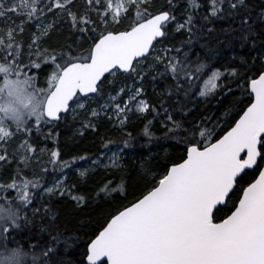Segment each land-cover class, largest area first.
I'll return each mask as SVG.
<instances>
[{
  "label": "snow or ice",
  "instance_id": "6c2138e0",
  "mask_svg": "<svg viewBox=\"0 0 264 264\" xmlns=\"http://www.w3.org/2000/svg\"><path fill=\"white\" fill-rule=\"evenodd\" d=\"M179 6L177 0L159 5L156 0H0V169L8 173L0 182V192L6 194L0 198V241L7 247L9 236L30 226L37 239L29 248L31 264H264V39L259 46L256 40L264 36V9L257 33L247 0H186L178 18ZM219 20L232 22L224 31L241 48L247 44L249 55L240 56L238 63L234 56L223 71L208 73L209 65L199 54L195 62L189 52L181 55L174 34L204 33ZM57 25L69 27L75 47L46 46ZM214 31L207 28L205 36ZM46 70L48 86L41 88L39 77ZM221 78H226L223 85ZM157 80L172 81L170 94L174 90L188 96L195 88L193 95L200 97L215 95L218 89L231 94L234 84L251 102L216 139V125L208 127L210 118L189 120L191 110L179 101L177 106L162 104V113L150 108L142 96L146 85ZM70 101L83 114L81 133L98 127L93 120L107 117L123 124L133 108L140 114L151 110L161 119L165 137L185 149L180 162L164 165L163 172L141 166L142 179L151 186L106 217L83 252L76 251L74 237L59 229L50 202L35 207L31 218L27 214L41 194L49 201L67 194L77 204L87 203L67 185L65 169L76 158L71 163L60 159L58 147L49 151L50 171L44 167L43 175L33 173V178L25 171L36 153L32 141L44 127V139L58 141L60 123L75 111ZM177 113H182L179 119ZM151 123L143 133L149 140ZM124 146L130 147V141ZM111 166L119 169L116 153ZM246 170L258 175L246 181ZM87 173L84 169L78 174L86 178ZM242 181L246 186L237 194ZM117 190L123 191V183L99 189L105 195ZM9 192L15 196L7 198ZM222 208L227 211L215 222ZM21 248L11 249L9 259L17 264Z\"/></svg>",
  "mask_w": 264,
  "mask_h": 264
},
{
  "label": "trees",
  "instance_id": "16d2710c",
  "mask_svg": "<svg viewBox=\"0 0 264 264\" xmlns=\"http://www.w3.org/2000/svg\"><path fill=\"white\" fill-rule=\"evenodd\" d=\"M156 2L158 5L166 4L167 0H156ZM177 2L180 5L176 10V15L179 18L186 0H177ZM247 3L254 21L253 29L259 33L262 28L259 13L264 9V0H247ZM196 19L199 21L198 16ZM230 24L232 22L229 20H219L215 24H208L207 28H214L215 31L207 37L205 36L207 28L204 33L197 31L191 37L187 31L175 33L173 43L176 47L182 49L181 55L184 51L189 52L190 59L193 62L197 60V54H199L201 60L206 61L209 65L208 73L213 69L223 71L225 66L233 63L234 56L237 58L235 62L238 63L240 56L249 55L247 44L244 48H241L240 41L233 39L232 34L224 31ZM232 26L235 27L234 24ZM196 27L199 29V23ZM123 28L124 25H121L120 30H123ZM75 39L67 25L62 27L57 25L56 29L47 38L46 46L59 50L61 45L73 44ZM261 39H264V36L257 35V46H259ZM87 46V44L84 45L85 48ZM73 47H75V44H73ZM46 73L47 70L40 74L38 86L41 88L48 86ZM206 78L207 76H205ZM198 83H203V81H198ZM219 83L221 85L226 83V78H221ZM171 84V80H157L154 85H146V92L142 98L150 105V108L155 107L161 113L163 112L162 104L163 107L177 106V101H179L180 104H185L187 109L191 110L192 116L188 117L189 120L193 117H209L211 123L208 124V127L211 128L216 125L214 133L216 139L234 125L235 120L239 118L238 114H242V110L251 102V97L247 93L242 94L234 84L232 85L231 94H227V89H224V92L218 89L215 95H209L208 97L193 95V92L196 91L195 88L188 96H185L183 92L177 95L174 90L170 94L168 89ZM91 106L95 107L96 105L92 103ZM181 114L177 113L176 118L179 119ZM81 120H83L81 110L75 109V111L69 112L57 129L59 136L58 141L55 143L51 139H44L43 133L48 131V128L44 127L42 133L38 134L39 139L32 141L36 153L32 160V167L25 170L29 178H33V173L35 177L42 176L44 167H47L50 171L52 165L48 162L49 151L57 147L61 153L60 159L71 163L72 158H76L75 162L71 163L70 168L65 169L67 185L72 189L74 195L86 197L87 203L77 204L67 194L63 198L53 197L49 201L46 195L41 194L37 196L35 204L27 209V214L31 218L35 207L50 202L53 211L57 214L56 222L59 229L65 235L74 237L79 245L76 249L77 252L85 250L86 241L89 238H94V233H98L100 226L105 223L106 217L110 218V214H116L124 206L135 202L144 193L146 186H151L146 180L142 179L140 168L142 165L151 167L154 173H160L163 172L164 165L170 166L172 162H180V156L185 151L182 143L177 146V141L174 138L165 137L166 129L162 126L161 119L156 112L151 110L140 114L136 113L133 108L121 128L117 126L116 120L109 121L105 117L102 120L92 121L98 125L95 130L83 129L81 133V131H78L81 127ZM149 121L152 122L150 125L151 140L143 134ZM21 139L23 137L15 140L13 147ZM109 141L112 143L108 144V147H104V144ZM124 141H130V147H125ZM113 148H121L125 156L123 165L119 169L97 168L88 172L86 178H79L73 172L75 168L90 163L93 158ZM9 151L11 152L12 148H9ZM7 175L8 173L0 169V182ZM257 175L258 172H248L245 180L250 182ZM134 178L142 181L137 184V182H133ZM109 183L112 188H118L123 183V191H113L110 195H105V193L99 191ZM241 186H246V184L242 181L237 186V194H239ZM5 195V193L0 192V198L5 197ZM14 196L15 192L7 194V198ZM233 200H235V195L228 201L229 208H231ZM0 202L3 201L0 200ZM226 211L227 209L222 208L220 212L216 213L217 219L215 222H219V218L223 217ZM0 243L2 245L1 250H9L10 252L11 249L22 246L21 253L22 255L25 254L26 258L23 261H18V264H31L32 254L29 252V248L31 244L37 243V239L30 226L16 230L14 236H9L6 241L7 247L3 245L5 241H0ZM9 264H17V262L14 261Z\"/></svg>",
  "mask_w": 264,
  "mask_h": 264
},
{
  "label": "rangeland",
  "instance_id": "374dc122",
  "mask_svg": "<svg viewBox=\"0 0 264 264\" xmlns=\"http://www.w3.org/2000/svg\"><path fill=\"white\" fill-rule=\"evenodd\" d=\"M51 19V18H50ZM17 23H19V21H17ZM33 29H34V26H33ZM155 54V53H154ZM110 79H111V77H110ZM143 99V98H142ZM96 107V106H95ZM72 108L75 110V109H77L76 108V105L74 104L73 106H72ZM115 120V119H114ZM116 123H117V126L118 127H122L123 125H124V123L123 124H121L119 121H116ZM20 142H18V144H19ZM17 144V145H18ZM113 153H116L118 156H119V168L123 165V161L125 160V156H124V153H123V150L121 149V148H113V149H111V150H109V151H106V152H104V153H101L100 155H98L97 157H95V158H93L92 160H91V162L90 163H85V164H83V165H81L80 167H77V168H75L74 170H73V172H75L76 173V175L79 177V178H81L80 176H79V170H84V169H87L88 170V172H90V171H93V170H95V169H97V168H99V169H117V168H113L112 166H111V160H112V158H113ZM93 161H96V163L95 164H93ZM145 165V164H144ZM107 166V167H106ZM16 168V165L15 164H13L12 165V169H15ZM141 168V167H140ZM159 178V177H158ZM157 178V179H158ZM142 180L140 179H137V178H134L133 179V182H137V184H138V182H141ZM2 247V245H1V243H0V248ZM10 256H11V252L9 251V250H7V251H3V250H1L0 249V264H9V263H13L14 261H12V260H10L9 258H10ZM26 258V256H25V254L24 255H21L20 257H19V262L20 261H23L24 259Z\"/></svg>",
  "mask_w": 264,
  "mask_h": 264
},
{
  "label": "water",
  "instance_id": "95a60500",
  "mask_svg": "<svg viewBox=\"0 0 264 264\" xmlns=\"http://www.w3.org/2000/svg\"><path fill=\"white\" fill-rule=\"evenodd\" d=\"M75 99V98H74ZM72 102L70 101V104H71ZM263 166H264V164H263ZM247 172H252L253 170H246ZM123 210V209H122Z\"/></svg>",
  "mask_w": 264,
  "mask_h": 264
}]
</instances>
